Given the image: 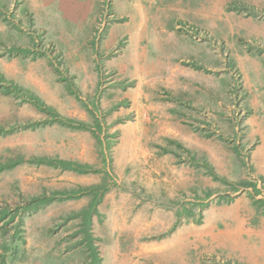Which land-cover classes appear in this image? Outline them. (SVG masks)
Here are the masks:
<instances>
[{
  "label": "rangeland",
  "instance_id": "obj_1",
  "mask_svg": "<svg viewBox=\"0 0 264 264\" xmlns=\"http://www.w3.org/2000/svg\"><path fill=\"white\" fill-rule=\"evenodd\" d=\"M105 1L0 0V166L24 160L0 172V254L22 217L6 264H94L88 213L97 264H236L264 201V0Z\"/></svg>",
  "mask_w": 264,
  "mask_h": 264
},
{
  "label": "trees",
  "instance_id": "obj_2",
  "mask_svg": "<svg viewBox=\"0 0 264 264\" xmlns=\"http://www.w3.org/2000/svg\"><path fill=\"white\" fill-rule=\"evenodd\" d=\"M229 8H231V10H236L237 12H239L240 8H237V4H234V6H229ZM17 53H25L27 52L22 51V50H16ZM194 67V69H198L197 66H192ZM17 88V87H16ZM9 93V92H7ZM27 100L29 101V103L38 111L43 113L44 115H46L48 121V124H59L61 126H65V127H69L71 129H77V130H86V126L83 123H78L76 125L73 124L72 121L63 118L60 114H58L56 112V110H54L51 106H47L45 103H43L38 97L31 95L28 96ZM38 125H40V123H33V124H24V126L22 127V129H33L36 128ZM2 133V131L0 130V134ZM24 160L23 158H16L15 160H10L7 162V164H5L4 166H0V172L3 170H10L13 169L14 167H16L17 165L23 164ZM28 163L31 164H36V165H48L51 166L53 168H60L64 171H72V172H76L79 174H86L90 171V168L85 167L81 164L78 163H74L71 161H65V160H61L58 158H32L28 161ZM210 175L212 176V179L215 181H218L220 183H227L225 182L226 180L219 177L218 175H216L212 170L210 171ZM63 194H66L65 196H61ZM58 195V198H56V196ZM99 194L96 191V193L94 194V199L99 198L98 197ZM75 197V195L73 194V192H69V191H64V192H54L52 195L50 196H35V197H31L29 199V205L28 207H34L37 208L39 205H45V204H50L52 202H54L55 200H64V199H73ZM98 200V199H97ZM95 201V200H94ZM229 201V199L227 200ZM231 201V200H230ZM96 202V201H95ZM255 206L257 208L262 207V211L260 213L264 214V201L262 200H256L255 202ZM27 209V208H26ZM9 214V211L7 209L2 210V212L0 213L1 216L6 217ZM73 215H78L79 214H73ZM82 219H83V226H84V231L85 232V241L87 242L90 250H91V254H92V259L94 260V264L98 263V259L96 257V251H94L92 245H93V236L92 234L88 231L89 229V225H90V214L88 213H82ZM200 223V221H199ZM23 218L19 217V221H18V228L15 230V233L13 232V234L10 236V238L8 239L10 244H4L1 246L2 248V253L0 254V264H6V255L5 254H9L11 259H14L16 257V255L20 252V249L17 246H14L13 244L15 242L24 244L25 240L23 237Z\"/></svg>",
  "mask_w": 264,
  "mask_h": 264
},
{
  "label": "crops",
  "instance_id": "obj_3",
  "mask_svg": "<svg viewBox=\"0 0 264 264\" xmlns=\"http://www.w3.org/2000/svg\"><path fill=\"white\" fill-rule=\"evenodd\" d=\"M105 43H107V49L109 46H113L116 43V36L110 32ZM260 214H262V216L258 219V226L255 227L251 225L245 230L247 238L241 241L240 255L234 257L236 264H264V214ZM214 230L215 229L211 232ZM251 248L255 250V253L250 254L247 252V250H250Z\"/></svg>",
  "mask_w": 264,
  "mask_h": 264
},
{
  "label": "built area",
  "instance_id": "obj_4",
  "mask_svg": "<svg viewBox=\"0 0 264 264\" xmlns=\"http://www.w3.org/2000/svg\"><path fill=\"white\" fill-rule=\"evenodd\" d=\"M109 1H110V0H106L105 2H106V3H109ZM103 26H104V25H102V24L100 25V29H99V34H100V35L103 34V30H104V27H103Z\"/></svg>",
  "mask_w": 264,
  "mask_h": 264
}]
</instances>
